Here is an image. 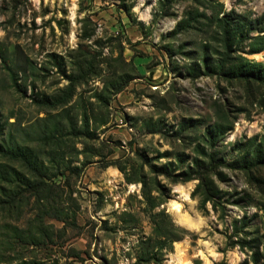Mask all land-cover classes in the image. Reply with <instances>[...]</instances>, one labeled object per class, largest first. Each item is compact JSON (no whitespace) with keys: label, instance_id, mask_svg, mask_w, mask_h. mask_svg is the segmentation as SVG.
<instances>
[{"label":"rangeland","instance_id":"obj_1","mask_svg":"<svg viewBox=\"0 0 264 264\" xmlns=\"http://www.w3.org/2000/svg\"><path fill=\"white\" fill-rule=\"evenodd\" d=\"M263 11L264 0H0V171L44 183L16 193L0 180V264H149L153 253L251 264L264 248V167L237 163L264 136V85L235 71L264 60L249 52L256 32L239 38ZM52 125L62 160L52 143L38 152ZM19 146L46 169L7 158ZM159 212L187 231L170 251L155 246Z\"/></svg>","mask_w":264,"mask_h":264},{"label":"trees","instance_id":"obj_2","mask_svg":"<svg viewBox=\"0 0 264 264\" xmlns=\"http://www.w3.org/2000/svg\"><path fill=\"white\" fill-rule=\"evenodd\" d=\"M231 16L230 13L226 15L223 18L222 21V28H223V38H224V46L226 49L230 48L229 44V36H227V33L230 32L229 30V25L231 24ZM250 32H256L257 34L253 36L254 38V43L250 49V53H258L260 51H264V11L260 15V17L255 18L254 20H251L247 25H246V33L244 34V37L240 36V41L242 38H250L248 37ZM237 76L238 77H251L258 82H260L262 85H264V60L262 62H253L250 63V65L243 64V66L239 67L237 71ZM70 87V86H69ZM68 87V88H69ZM123 87L119 86L115 88V94L119 93ZM48 116H50L48 114ZM51 117V116H50ZM52 120L55 121L53 117H51ZM56 121H58L56 119ZM55 125H52L50 128V131L45 135L42 139H45V142L43 144H39L38 148H42L40 151H38L40 154H43V146L44 145H50V143L54 144L52 145V154L53 157L60 158L61 160L64 158L63 154L60 151V148L62 146V140L59 137V133L56 135V129ZM220 129V132H222L221 128L216 126L214 129ZM213 129V130H214ZM223 130L226 132L230 130L229 127L223 128ZM255 145V144H254ZM2 150V147L0 146V151ZM62 150V149H61ZM59 152V153H58ZM7 153L9 155H7ZM6 153L7 158L10 157L13 159H19L22 162V167H26L27 169H31L34 171L36 174L42 172V170H45L46 167L40 161L37 157V155L34 153V150L31 149L28 146H19L16 148V152L8 151ZM241 161L237 163L238 168H241L245 171H251L254 168H259V166L264 167V136L262 137V141H260L258 144L255 146H249L247 151L242 155ZM12 160V159H11ZM52 161V159H50ZM9 164V163H8ZM228 166H233L232 163H226ZM8 167V173L10 174L9 176L2 177V173L4 174V170L0 171V180H5L7 183L10 184V186L15 188L16 193H20L21 189H26V190H37L43 188L42 181L36 180V179H30L27 177L23 170H18L17 168L15 169L12 165H6ZM1 167V165H0ZM73 169H76V167H73ZM2 172V173H1ZM189 177H187L184 180H188ZM14 189H11L13 191ZM210 191L205 194V196L201 199L200 201V206L203 207V205L211 200L210 197ZM1 199H0V204H1ZM214 210H216L215 203L212 204ZM222 214V212H221ZM220 214V216H221ZM151 217V223L154 224L153 229H152V235L154 236L155 239V246L159 251L167 250L170 251L172 249V243L182 235L185 234L187 231L179 227L177 225L173 224V227L167 228L166 225H163L161 221L155 220L156 217H166V214L164 212H159L156 214H153L150 216ZM233 224L231 225L233 231L237 232V225L236 221L232 222ZM172 225V222H171ZM243 227V226H241ZM150 239V238H149ZM148 239V240H149ZM160 253V252H159ZM144 262H149V264H160V258L156 257V254L153 253L151 255H148L146 257H143ZM260 260H263L261 264H264V248L262 252H259L257 249L255 252H252L250 255V262L251 264H258ZM212 264H224L221 262H216ZM240 264H249L248 261H243Z\"/></svg>","mask_w":264,"mask_h":264}]
</instances>
